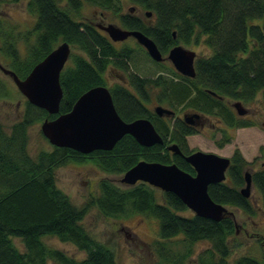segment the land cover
Returning <instances> with one entry per match:
<instances>
[{"label":"trees","instance_id":"obj_1","mask_svg":"<svg viewBox=\"0 0 264 264\" xmlns=\"http://www.w3.org/2000/svg\"><path fill=\"white\" fill-rule=\"evenodd\" d=\"M90 1L112 8L119 0ZM131 1L155 14V26L146 30L138 17L130 15L123 16V23L146 30V33L148 31L147 34L153 36L163 51L181 41L189 43L197 31L205 36L212 54L196 60L199 83L212 88L218 95H230L235 99L252 100L258 93L264 96V0ZM58 2L28 0L30 11L36 14L32 29L36 40L25 58L18 52L15 36L7 32L0 18V49L11 59L8 68L22 78L58 43L67 41L81 51L72 53V65L61 70L63 97L58 113H48L27 99L23 117L11 125V132L7 133L0 121V264H48V260L58 264H120L111 247L94 238L83 224L87 209L92 205L111 217L134 212L156 217L159 238L153 244L160 257L158 264H182L193 253L195 242L201 240H209L211 244L198 253V264H264V260L249 254L229 262L232 253L229 241L236 233L232 216L226 214L214 221L194 212L184 214L189 208L178 195L162 190L158 196V188L150 183L139 181L122 187L103 178L97 184L98 193L80 206H76L69 195L57 187V167L70 161L88 159H93L106 172L116 174H123L141 159L174 162L195 173L184 156L171 155L161 144L148 147L136 141L131 134H126L106 151L97 149L84 154L64 145H53L52 150H42L37 157L29 155L26 135L31 124L69 111L85 90L106 84L104 72L110 65L126 69L132 57L130 51L117 47L93 24L73 16L80 1L70 0V6L64 7ZM155 82L138 74L131 78V83L142 92L145 85ZM176 86V93L183 91L188 95L193 92L190 84L178 83ZM110 90L115 106L125 120L148 116L130 89L115 85ZM6 92V83L0 77V95ZM189 102V105L193 104V101ZM152 120L155 127L165 134V139L183 141L177 133L178 126L183 127L180 122L172 126L171 122ZM248 163L236 149L227 171L228 180L209 184L208 191L213 200L237 206L248 213L254 212L250 198L240 190L245 184L244 172ZM253 183L261 191L264 206V168L253 173ZM49 235L74 243L86 252V256L77 259L64 250L49 246L44 241V237ZM14 237L21 238L23 249L14 242Z\"/></svg>","mask_w":264,"mask_h":264},{"label":"rangeland","instance_id":"obj_2","mask_svg":"<svg viewBox=\"0 0 264 264\" xmlns=\"http://www.w3.org/2000/svg\"><path fill=\"white\" fill-rule=\"evenodd\" d=\"M58 1L59 5L63 7L70 6V0ZM78 1H80V5L78 9L73 11V16L76 19L92 23H115L117 25H120V14L129 13L130 5H134L131 0H119L115 4L116 7L105 8L90 0ZM0 18L5 23L4 28L7 27V32L10 31V34L15 36L18 52L22 58H25L29 55L28 52L36 40V35L32 32L36 22V14L30 11L28 0H0ZM148 18L152 20L156 17L152 13ZM257 20L261 21V19ZM179 44L194 50L197 57H208L212 54L211 48L206 45L205 36L199 34L198 31L189 43L184 44L181 41ZM0 45H2V37H0ZM80 52L78 47L72 45L66 65H72V53L79 54ZM9 62H11L10 57L0 49V63L9 67ZM130 62L132 68L142 76H148L161 69L141 49H137ZM164 66H170V63L165 62ZM0 77L5 81L7 87V92L0 95V121L4 130L9 133L12 129L11 125L22 119L27 98L18 89L12 77L8 73H4L1 68ZM104 78L109 87L119 81L117 75L110 71V67L108 70L106 69ZM152 97L154 98L155 95ZM255 98L248 103L251 110L258 109L257 114L259 115L254 113L255 116H252L253 125L232 130L228 139H225L216 130L203 128L188 138L189 148H201V150L228 157L232 156L236 149H239L243 157L249 162L245 166V170L254 172L262 168L261 162H264V96L262 93H258ZM43 120L34 122L27 129V151L33 158L37 157L42 150L53 149L52 143L43 135L41 129ZM213 121L217 123L216 119ZM122 176L123 174L106 172L93 159L82 162L70 161L55 169L57 187L62 189L65 194L67 193L76 206L83 205L92 195L98 193L97 184L103 178H108L116 184L126 187L127 184L121 181ZM157 192L158 196H161L162 190L158 188ZM248 197L255 209L253 213H248L234 205H227L228 214L234 218L236 223V233L230 237L229 241L232 248L229 262L244 254L264 260V206L261 191L256 188L254 183ZM190 213H192L190 208L184 212V214ZM83 224L94 238L100 239L111 247L120 264H158L160 257L157 256L156 247L153 244L154 240L159 238V221L156 217L141 212L111 217L103 214L97 206L92 205L87 209ZM44 241L49 246L64 250L77 259L86 256V252L78 249L74 243L62 241L57 236H45ZM14 242L20 248H24L21 238L14 237ZM209 242V240L195 242L193 253L182 264H198V253L209 247L211 244ZM48 264L58 263L54 260H48Z\"/></svg>","mask_w":264,"mask_h":264},{"label":"water","instance_id":"obj_3","mask_svg":"<svg viewBox=\"0 0 264 264\" xmlns=\"http://www.w3.org/2000/svg\"><path fill=\"white\" fill-rule=\"evenodd\" d=\"M147 14L152 13L147 11ZM99 27L106 30L113 40L134 35L155 60L163 59L156 42L144 32L124 29L115 23L100 24ZM70 53L69 42L59 43L23 78L1 63L0 68L12 77L29 102L54 114L60 110L63 97L60 75ZM167 55L180 72L188 76L195 75V51L182 45H174ZM240 103H235L239 111L242 107ZM156 109L161 114L163 111L171 112L163 106H157ZM41 128L52 145H64L84 154L97 149L110 150L126 134H131L145 146L163 142L161 134L150 119L141 117L125 120L117 111L111 90L106 85H96L85 90L69 111L53 118H45ZM170 148L181 153L177 143L170 145ZM185 158L194 167L195 174L182 169L176 163L141 159L123 173L121 181L129 185L139 181L150 183L163 191L178 195L195 214L214 221L222 219L228 214V207L213 200L208 187L211 183L225 180L231 163L230 157L200 148ZM244 178L246 183L241 188V193L248 197L253 185L251 171L246 170Z\"/></svg>","mask_w":264,"mask_h":264},{"label":"flooded vegetation","instance_id":"obj_4","mask_svg":"<svg viewBox=\"0 0 264 264\" xmlns=\"http://www.w3.org/2000/svg\"><path fill=\"white\" fill-rule=\"evenodd\" d=\"M134 5H130L129 7V13L127 14H120V27L128 30H140L145 33V35H148L153 40V36L146 33V30H148V27L155 26V19H149L151 15L147 14V8H144L142 5H139L136 2H133ZM143 13V14H142ZM103 15V12H101ZM130 15L138 17L144 28L145 31L126 25L123 23L122 19L123 16ZM150 20V21H149ZM94 27H96L103 35L107 36L117 47L119 48H125L126 51H130L133 57V54L137 51V49H141L146 56H148L152 61L157 63V65L160 66V70L156 71L155 73H152L148 76H142L139 72L134 70L131 66V62L129 61L128 67L126 69H120L116 68L113 65H110V71L112 73H115L117 77L119 78V81L114 83L112 86L120 85L123 87H126L132 91L134 96H136L142 106L145 108L148 116H139L136 118H147L150 119L152 122H154L152 119L156 120H162L163 122H171L172 126L175 122H180L182 126H178L177 133L180 134L179 138L183 139V141H176L171 140L169 138L165 139V134L158 130V132L161 134L163 138V142L161 143H155L163 145V149L168 151L171 155L178 154L181 156H185L200 149H191L189 148L188 138L197 132H199L203 128H208L213 131H217L221 134V136H224L225 139H228L229 136H231L230 132L232 130L241 128V127H247L253 125L252 122H254V119L252 116L258 113V109L251 110L248 107V103L251 102V100L247 99H235L224 94H219L214 91L212 88L202 85V83H199L197 81V73H196V66L195 62L197 60V55L194 58V66H195V75L194 76H188L182 72H180L176 66H174L173 62L168 57V53L170 48L167 51H163L159 45L158 48L160 49L163 59L160 61L155 60L147 51L146 47L143 46L134 35H129L124 39L120 40H113L106 30L99 27L101 25L108 24V22H96L92 23ZM173 36H176V33L173 34ZM155 41V40H154ZM156 42V41H155ZM179 44V43H176ZM165 62H169L170 66H164ZM108 67V68H109ZM107 68V70H108ZM106 71V70H105ZM105 73V72H104ZM134 74H138L142 77H149L152 80L156 81L155 83H152L150 85H145L144 90L140 91L135 88L134 84L131 83V78ZM182 84L184 85L186 83L190 84L193 89V92L191 94H184L183 91L180 93H176L177 86L176 84ZM107 85V84H105ZM111 86V87H112ZM109 87V86H108ZM109 87V88H111ZM176 87V88H173ZM151 91V92H150ZM153 92V94H152ZM152 95H155V100L152 97ZM153 98V99H152ZM256 98L252 99L255 100ZM154 100V101H153ZM114 101V100H113ZM189 101H193L192 105H189ZM237 101H240L242 104V107L240 108V111L238 110L235 103ZM150 102H153L152 104ZM115 104V103H114ZM157 106H163L164 108H168L171 110L170 113L163 111L162 114L157 112L156 107ZM116 107V106H115ZM117 109V108H116ZM118 111V110H117ZM119 112V111H118ZM259 115V114H257ZM150 116V117H149ZM255 116V115H254ZM152 118V119H151ZM135 119V118H134ZM132 119V120H134ZM213 119L217 120V123L213 121ZM136 120V119H135ZM131 121V120H130ZM239 122H248L249 124L241 125L238 124ZM154 124V123H153ZM155 125V124H154ZM156 126V125H155ZM157 129V128H156ZM185 131V132H184ZM173 143H177L179 146V149L181 150V153L176 152L175 150H171L170 145ZM150 145V146H153ZM148 146V147H150ZM185 148L187 149L185 151ZM186 159V158H185ZM231 159V156H230ZM174 163V162H173ZM260 169L257 170H263L264 162H261ZM255 170V171H257ZM228 171V169H227ZM254 171V172H255ZM189 172V171H188ZM252 178H253V173ZM191 173V172H190ZM195 174V173H192ZM228 180V174L225 178V181Z\"/></svg>","mask_w":264,"mask_h":264}]
</instances>
